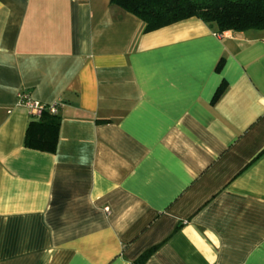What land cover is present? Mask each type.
Returning <instances> with one entry per match:
<instances>
[{
	"label": "crops",
	"instance_id": "1",
	"mask_svg": "<svg viewBox=\"0 0 264 264\" xmlns=\"http://www.w3.org/2000/svg\"><path fill=\"white\" fill-rule=\"evenodd\" d=\"M143 26L0 0V264H264V32ZM20 91L58 103L54 152Z\"/></svg>",
	"mask_w": 264,
	"mask_h": 264
},
{
	"label": "trees",
	"instance_id": "2",
	"mask_svg": "<svg viewBox=\"0 0 264 264\" xmlns=\"http://www.w3.org/2000/svg\"><path fill=\"white\" fill-rule=\"evenodd\" d=\"M111 4L139 18L148 32L174 22L196 17L216 34L224 31L264 32V0H109ZM221 84L214 98L222 93ZM60 117L48 110L27 124L24 146L54 152ZM155 247L144 251L131 264H143Z\"/></svg>",
	"mask_w": 264,
	"mask_h": 264
},
{
	"label": "built area",
	"instance_id": "3",
	"mask_svg": "<svg viewBox=\"0 0 264 264\" xmlns=\"http://www.w3.org/2000/svg\"><path fill=\"white\" fill-rule=\"evenodd\" d=\"M18 102L26 107L33 118H39L42 111L48 110L52 114H57L58 103H40L38 101L32 100L26 91H20L18 93ZM107 210V208H105Z\"/></svg>",
	"mask_w": 264,
	"mask_h": 264
}]
</instances>
